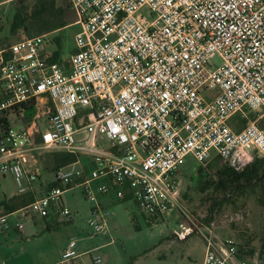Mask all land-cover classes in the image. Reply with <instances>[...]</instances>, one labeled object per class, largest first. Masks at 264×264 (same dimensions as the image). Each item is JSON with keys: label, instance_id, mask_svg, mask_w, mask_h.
I'll return each mask as SVG.
<instances>
[{"label": "built area", "instance_id": "2783aa9c", "mask_svg": "<svg viewBox=\"0 0 264 264\" xmlns=\"http://www.w3.org/2000/svg\"><path fill=\"white\" fill-rule=\"evenodd\" d=\"M67 2L79 26L68 67L47 62L46 35L0 49V177L10 175L19 194L30 191L41 152L90 157L95 167L90 174L58 168L59 186L0 215V234L16 212L68 217L61 197L74 185L96 203L109 191L103 183L91 187L99 178L111 180L118 197L127 188L151 218L164 216L176 204L187 156L235 171L264 158V130L249 119L264 116V0ZM214 58L220 65L213 69ZM22 107L34 112L27 126ZM94 214L92 234H107L108 213ZM186 217V230H199ZM204 237L202 264H257L256 257L239 258L236 240ZM75 245L68 243L61 264H76ZM85 255L101 262L94 252Z\"/></svg>", "mask_w": 264, "mask_h": 264}, {"label": "rangeland", "instance_id": "374dc122", "mask_svg": "<svg viewBox=\"0 0 264 264\" xmlns=\"http://www.w3.org/2000/svg\"><path fill=\"white\" fill-rule=\"evenodd\" d=\"M14 2L15 0H0V48L26 37L21 31L14 36L11 34ZM64 10L65 27L46 34L43 54H52L57 50L55 39L58 38L62 46L61 52L66 56L60 65L66 67L65 64L75 51L74 37L79 32V26L75 23L73 10L67 8ZM143 13L147 14L148 11L145 9ZM219 65L218 58L211 60V68L214 69ZM255 118L254 114L249 115V119ZM11 123L14 127L20 125L13 119ZM101 145L108 148L110 142L104 139ZM51 153L53 152H41L35 155V166L38 167L40 176L33 183L32 189L38 196L42 193L41 189L55 182L54 172L46 169L48 156ZM209 164L212 166L217 164V168L222 165L218 160H211L202 165L191 155L185 158L184 164L177 172L176 204L164 216H157L150 221L151 217L138 209L134 197L132 195L129 197L130 192L127 188L123 189V196L118 197L111 180L99 178L91 182V187L95 189L97 184L103 183L109 191L97 195L96 203L87 200L83 188L78 185L63 191L61 198L64 206L69 210L68 217L53 215L50 218H42L34 215L23 218L20 213L11 214L8 217L9 229L4 233L5 236L0 234V247L8 246L13 255H16L10 264L54 263L52 257L72 240L76 242L77 247L88 251L113 240V247L110 248L114 251L113 264H202L205 254L204 236L216 241L231 238L238 243L250 238L251 247L258 253L263 236L264 212L253 193L234 197L231 202L223 203L215 208L211 220L203 221L213 200L222 199L223 194H215L212 197L210 192L202 193L194 187L190 178L195 181L197 169L203 166L208 176L217 181L215 168H209ZM93 168V159L82 156L79 162L67 166L64 170L90 174ZM17 194L18 186L15 180L10 175L5 178L0 177V201ZM95 210L108 213L105 235H93L88 226V220L99 217V214H94ZM2 214L4 213L0 211V215ZM133 216L135 222H132ZM186 216L200 226L199 230L194 226L191 231L186 230L185 224L188 222ZM15 223L23 226L21 233L13 229ZM47 227H50V230H47ZM41 251L44 254L49 253V257L37 259L35 252L41 254ZM30 256H33V261ZM254 261L262 264L258 258Z\"/></svg>", "mask_w": 264, "mask_h": 264}, {"label": "trees", "instance_id": "16d2710c", "mask_svg": "<svg viewBox=\"0 0 264 264\" xmlns=\"http://www.w3.org/2000/svg\"><path fill=\"white\" fill-rule=\"evenodd\" d=\"M13 6L14 16L10 27L11 34L14 36L18 31H21L26 37L46 35L64 28V9H71L67 0H15ZM55 41L57 42L58 48L47 59V62L61 64L66 56L61 52L62 46L58 38ZM65 65L68 67V62ZM22 109L24 111L25 121H28L34 112L31 108L22 107ZM76 162V155L56 151L49 154L46 169L55 172L58 168L67 167ZM208 167L215 168L217 181L211 178V176H208L203 166H199L197 169L196 180L194 181L192 178L190 180L198 191L202 193L210 192L212 197L215 194L221 193L223 197L222 199L213 200L208 209L207 217L203 221L207 222L211 220L214 210L218 206L226 202H231V199L234 197H241L249 193H253L256 196V201L264 212V176L261 177L264 172V158H256L242 171H235L226 165H221L220 168H217V164L214 166L209 164ZM57 186L59 184L55 181L48 185L47 189ZM41 196H43L42 193L38 196L31 189L25 193H18L10 198H4L0 201V211L4 213L2 215H8L29 205ZM130 196L131 194H129ZM132 222H135L134 216L132 217ZM135 228L139 229L136 226ZM47 230H50V227H47ZM238 256L243 260L257 257L264 264V224L263 236L258 253L251 247V239L247 238L238 244Z\"/></svg>", "mask_w": 264, "mask_h": 264}, {"label": "crops", "instance_id": "0c3cea01", "mask_svg": "<svg viewBox=\"0 0 264 264\" xmlns=\"http://www.w3.org/2000/svg\"><path fill=\"white\" fill-rule=\"evenodd\" d=\"M75 23H76V21H75ZM47 55H49V54H47ZM68 64H69V60H68ZM50 105H51V103H50ZM254 115L256 116V119L258 118V122H257L258 127L260 129L264 130V116L260 118V117H257L258 116L257 114H254ZM25 123H26V126H27L28 125L27 121ZM19 124H20L19 125L20 127H22L24 125V124H21V123H19ZM93 164H94V162H93ZM94 167H95V165H94ZM36 168L38 169V167H36ZM39 176H40V174H39ZM98 185L99 184H97L96 186H98ZM41 190H42V194H44L46 192V190H47V186L44 187V189H41ZM50 217H52V216H50ZM4 236H5V234H4ZM67 246H68V243L65 244L64 247L62 249H60L52 257V259L55 260V262L51 263V264H61L62 255H63L64 251L66 250ZM112 247H113V243H111V241H109V242H104L102 245H100L99 247L95 248L94 250L88 251V250H85L84 248L77 247V244H76L75 245V251H76V253L79 256L77 258V260H76V264H90V261H91V259H89L90 257L88 258L85 255L88 252H94L95 254H97L101 258V262L99 264H113V261H114V257H113L114 253L113 252L114 251L110 250V248H112ZM35 253H36L35 257L37 259H44V258L47 259L49 257L48 256L49 253H47V252H45V254L42 251H41V254H40V252H38V253L35 252ZM14 257H16V255H13V253L11 252V248H9L8 246H7V248L0 247V264H10V262H12ZM30 257L32 259L33 256H30ZM32 261H33V259H32Z\"/></svg>", "mask_w": 264, "mask_h": 264}, {"label": "water", "instance_id": "95a60500", "mask_svg": "<svg viewBox=\"0 0 264 264\" xmlns=\"http://www.w3.org/2000/svg\"><path fill=\"white\" fill-rule=\"evenodd\" d=\"M264 176V172H263V174H262V176L261 177H263ZM185 227H186V225H185Z\"/></svg>", "mask_w": 264, "mask_h": 264}]
</instances>
